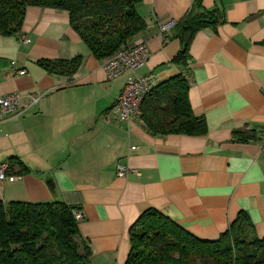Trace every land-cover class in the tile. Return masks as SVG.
Instances as JSON below:
<instances>
[{
  "label": "crops",
  "instance_id": "crops-1",
  "mask_svg": "<svg viewBox=\"0 0 264 264\" xmlns=\"http://www.w3.org/2000/svg\"><path fill=\"white\" fill-rule=\"evenodd\" d=\"M193 1L141 0L135 10L146 29L128 47L145 44L136 73L155 85L178 74L188 80L192 112L205 120L200 136L151 135L135 117L120 122L114 105L124 78H106L107 59L91 55L66 11L28 6L21 30L0 35V93H19L28 105L0 123V163L15 178L0 179V201L76 206L89 264H124L129 229L148 209L200 240L218 239L243 212L251 237L264 238V0H197L218 19L195 34L183 67L172 62L180 40L159 28ZM76 56L72 77L37 63ZM234 131L252 139L234 140ZM21 166L27 173L16 174ZM118 166L127 169L122 177Z\"/></svg>",
  "mask_w": 264,
  "mask_h": 264
},
{
  "label": "trees",
  "instance_id": "trees-1",
  "mask_svg": "<svg viewBox=\"0 0 264 264\" xmlns=\"http://www.w3.org/2000/svg\"><path fill=\"white\" fill-rule=\"evenodd\" d=\"M141 0H0V35L21 30L28 6L66 11L70 26L91 55L108 59L146 29L135 5ZM217 14L194 0L190 10L172 28L181 48L172 62L185 67L195 34L217 23ZM48 74L72 77L81 56L39 60ZM189 82L178 74L154 86L140 104V120L151 135L205 133V120L193 114ZM234 140L252 139L241 131ZM12 159H10L11 161ZM27 173L21 166L16 174ZM8 175L12 172L7 171ZM13 176V175H12ZM76 206L66 202L0 201V264H89L91 252L83 242ZM130 250L124 264H264V238L251 237L247 215L240 212L216 240H200L173 220L148 209L129 229Z\"/></svg>",
  "mask_w": 264,
  "mask_h": 264
},
{
  "label": "built area",
  "instance_id": "built-area-1",
  "mask_svg": "<svg viewBox=\"0 0 264 264\" xmlns=\"http://www.w3.org/2000/svg\"><path fill=\"white\" fill-rule=\"evenodd\" d=\"M174 21H168L159 28L160 33L166 34L175 26ZM27 43V39L22 40ZM148 54L143 42L131 47L120 48L110 56L105 64L104 71L108 80H114L119 77L124 78V85L119 94L114 108L117 111V118L120 122H128L135 117L140 120V104L149 94L151 89L156 86L153 75H140L137 70L145 64ZM14 66L15 63L11 62ZM16 73L20 76L25 74V70L19 69ZM33 103V101H32ZM28 108L27 104L22 101L19 93L4 95L0 93V123L11 117L22 115ZM141 121V120H140ZM264 144V136H263ZM9 164L7 162L0 163V179L12 182L14 176L7 175ZM127 169L123 166L117 167L118 176H123ZM73 216L76 221H80L83 215L80 211L74 210Z\"/></svg>",
  "mask_w": 264,
  "mask_h": 264
}]
</instances>
